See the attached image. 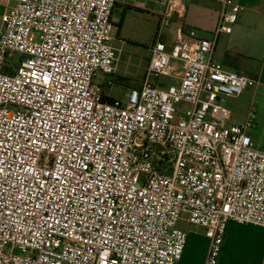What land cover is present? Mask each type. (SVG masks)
<instances>
[{"label": "built area", "instance_id": "1", "mask_svg": "<svg viewBox=\"0 0 264 264\" xmlns=\"http://www.w3.org/2000/svg\"><path fill=\"white\" fill-rule=\"evenodd\" d=\"M214 1L203 38L184 26L163 35L185 15L179 0H128L159 12L124 101L94 83L116 71L118 0H16L1 16L0 264H179L182 220L217 264L229 222L264 228V151L246 135L255 114L227 125L223 107L256 82L213 58L244 8Z\"/></svg>", "mask_w": 264, "mask_h": 264}, {"label": "crops", "instance_id": "2", "mask_svg": "<svg viewBox=\"0 0 264 264\" xmlns=\"http://www.w3.org/2000/svg\"><path fill=\"white\" fill-rule=\"evenodd\" d=\"M15 1L0 0V31L1 16L15 5ZM179 1L185 6V15L175 20L171 29L167 30L170 31L168 34L184 26L196 30L199 37L209 38L218 23L220 7L217 2ZM235 1L244 10L238 15L231 34L219 36L213 58L226 71L256 82L241 95L226 98L223 107L229 114L227 125H242L250 112L255 114L253 126L246 131V135L257 149L264 151V0ZM131 8L136 9L128 0H118L111 21L117 12L123 15ZM136 10L156 17L159 12L154 2ZM188 225L185 229L186 245L179 264H204L208 240L201 228ZM217 264H264V228L229 222L223 234Z\"/></svg>", "mask_w": 264, "mask_h": 264}, {"label": "rangeland", "instance_id": "3", "mask_svg": "<svg viewBox=\"0 0 264 264\" xmlns=\"http://www.w3.org/2000/svg\"><path fill=\"white\" fill-rule=\"evenodd\" d=\"M112 23V36L119 39L111 44L117 50L116 71L112 76L97 74L94 83L102 87L108 98L124 101L129 89L137 87L142 82L150 57L148 48L155 41L158 19L156 16L129 9L123 15L119 12L114 14ZM163 33L166 36L170 31L164 30ZM18 58L19 55L14 54L13 59ZM174 65L177 68L176 74L179 75L181 64L174 63ZM152 81L157 80L153 78ZM158 82L164 85L177 83L176 80L167 77H160ZM187 226L189 225L184 220L178 222L177 225L178 229L183 232Z\"/></svg>", "mask_w": 264, "mask_h": 264}, {"label": "trees", "instance_id": "4", "mask_svg": "<svg viewBox=\"0 0 264 264\" xmlns=\"http://www.w3.org/2000/svg\"><path fill=\"white\" fill-rule=\"evenodd\" d=\"M131 10L137 11L136 9L131 8Z\"/></svg>", "mask_w": 264, "mask_h": 264}, {"label": "water", "instance_id": "5", "mask_svg": "<svg viewBox=\"0 0 264 264\" xmlns=\"http://www.w3.org/2000/svg\"><path fill=\"white\" fill-rule=\"evenodd\" d=\"M155 159H153V162H154Z\"/></svg>", "mask_w": 264, "mask_h": 264}]
</instances>
